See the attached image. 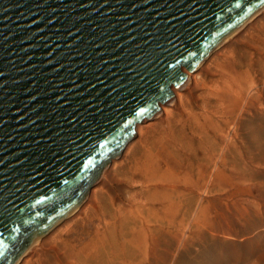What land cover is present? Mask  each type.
<instances>
[{
	"label": "water",
	"instance_id": "obj_1",
	"mask_svg": "<svg viewBox=\"0 0 264 264\" xmlns=\"http://www.w3.org/2000/svg\"><path fill=\"white\" fill-rule=\"evenodd\" d=\"M264 0H0V264L81 203Z\"/></svg>",
	"mask_w": 264,
	"mask_h": 264
},
{
	"label": "rangeland",
	"instance_id": "obj_2",
	"mask_svg": "<svg viewBox=\"0 0 264 264\" xmlns=\"http://www.w3.org/2000/svg\"><path fill=\"white\" fill-rule=\"evenodd\" d=\"M217 48L17 264H264V12Z\"/></svg>",
	"mask_w": 264,
	"mask_h": 264
},
{
	"label": "bare ground",
	"instance_id": "obj_3",
	"mask_svg": "<svg viewBox=\"0 0 264 264\" xmlns=\"http://www.w3.org/2000/svg\"><path fill=\"white\" fill-rule=\"evenodd\" d=\"M262 12H264V5H262V7H260L255 13H253L250 17H248V19H246L245 21H243L242 23H240L238 26H236L232 31H230L227 35H225L223 38H222V42L220 41L219 42V44L218 45H216V47H215V49L217 48V46H218V48L217 49H219V46L220 47H222V45L224 44V43H226L227 41H230V40H232V39H235V38H237V36L240 34V32L250 23V22H252L254 19H256L257 17H258V15L260 14V13H262ZM223 39H224V41H223ZM215 49H214V51H215ZM217 51V50H216ZM215 51V52H216ZM211 52V51H210ZM209 52V53H210ZM209 53L198 63V65H197V67H196V69L195 70H190V69H187L186 67L183 69L185 72H186V74H187V78H186V80L179 86V87H177V86H173L172 87V91L174 92V95L172 96V97H170L166 102H164V103H161V105H160V109L159 110H157L156 111V113H154V115L150 118V119H152V120H150V121H148L147 122V124H151V123H154L155 122V120H156V118H160V117H162L163 115H164V113L167 115L168 114V112H169V110L171 109L170 108V106H172V105H175V104H178L179 102H180V100H181V98H182V94H183V90L184 89H188V88H191L195 83H196V78H197V74H198V71L203 67V65L207 62V60L209 59ZM229 84V83H228ZM225 85V83L224 84H222L221 85V87H219L218 88V95H217V100L220 102V103H225V101L227 102V98H229L230 97V95H232V97H233V92H235L236 93V96H235V98L236 99H239L240 98V95H243V94H240V93H242V91H243V89H242V87L240 88V90H235V91H233V85ZM240 95H239V94ZM228 106H229V104H227ZM226 105V106H227ZM174 107V106H173ZM216 117V116H215ZM155 119V120H154ZM145 121V120H144ZM143 121V122H144ZM142 122V123H143ZM222 124H224V123H222ZM143 126H148V125H146V124H138L137 126H136V130H137V133L138 132H140V131H142V129H143ZM229 133V132H228ZM230 146V144H228V147ZM108 171V167H106L105 168V170H104V173L105 172H107ZM217 171V172H216ZM220 170H219V168H217L216 167V169H214V171H213V173L215 174V175H219L221 172H219ZM225 181L226 182H230L231 180H230V178L229 177H226L225 178ZM180 186V185H179ZM92 188V187H91ZM178 188V187H177ZM80 205V204H79ZM78 205V206H79ZM77 206V207H78ZM76 207V208H77ZM76 210V209H75ZM74 210V211H75ZM73 211V212H74ZM73 212H71L69 215H71ZM68 215V216H69ZM67 216V217H68ZM43 238V236L41 237H38L36 240H34L33 241V243H35V245H37V244H39V240H41ZM42 241V240H41ZM34 245V246H35ZM30 247V246H29ZM28 247V248H29ZM32 249V248H31ZM27 251V250H26ZM24 255V254H23ZM132 255L134 256V258H133V260H132V262L130 263V264H141V261H135V259L136 258H138V255H139V253H137V252H133L132 253ZM127 262L126 261H124V264H126Z\"/></svg>",
	"mask_w": 264,
	"mask_h": 264
}]
</instances>
